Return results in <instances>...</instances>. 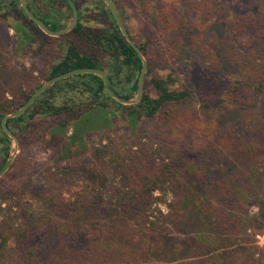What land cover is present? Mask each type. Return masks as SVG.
Here are the masks:
<instances>
[{"label":"trees","instance_id":"1","mask_svg":"<svg viewBox=\"0 0 264 264\" xmlns=\"http://www.w3.org/2000/svg\"><path fill=\"white\" fill-rule=\"evenodd\" d=\"M72 1L78 12L77 22L70 31L57 37L43 33L25 15L19 0H0V18H19L14 29L23 48L36 34L56 41L42 80L76 68H94L106 73L111 90L121 99L135 98L142 61L121 33L107 4L104 0ZM26 4L50 30L65 27L72 16L67 0H26ZM148 5H153V15L163 25L171 27L174 0H152ZM219 5L236 7L225 18L232 19L240 29L264 34V0H202L192 12L195 23L202 25L214 20L223 10L215 11ZM177 6L181 8L182 4ZM116 10L128 31L123 20L125 12L121 8ZM136 44L149 57L146 42L136 41ZM223 82L225 106L250 107L246 113L249 119L240 120L245 122L243 127H238L236 121L226 129V134L221 132L214 149L194 141L193 144L199 145L194 151L196 158L174 161V157H169L157 161L155 154L159 150L143 146L139 152L145 153L144 159L109 152L110 175L86 164L57 168L51 171L52 176L57 174L61 180L83 178L86 185L81 192H72L67 197L43 185H34L32 195L48 208L37 217L29 212V205L4 209L2 201L15 195L16 188L0 189V264L11 233L21 264H195L196 261L232 264L231 251L225 249L237 234L241 218L232 212L233 202L222 207L217 195L226 197L240 185L247 200L264 209V196L255 189H261L256 181L257 172H253L257 168L256 153L264 149V112L256 113L257 109H264V74H256L251 67L248 73L237 72L234 79L226 78ZM21 84L13 86L8 95L0 94V121L20 107L42 83L36 82L29 89ZM248 87H253L254 92L248 91ZM189 97L187 90L175 87V79L148 78L146 73L138 102L123 105L107 93L101 76L79 73L52 84L20 116L8 119L6 125L23 148L30 143L29 133L36 119L48 117L50 140L58 142L65 136V149H68L84 147V136L109 128L118 113L126 116L127 125L133 128L141 119L154 118L165 108L162 114L169 125L174 127L175 123L174 129L183 126V131L216 135L211 122L201 120L189 109L181 110L182 101ZM10 144V138L0 126V169L9 156ZM208 160L217 174L209 171ZM14 166L13 161L7 171ZM153 204L156 206L149 211ZM224 209L231 210L230 215ZM190 213L200 216L202 230L189 240L175 239L174 254H170L166 250L169 247H163L166 226L174 225L176 229L186 222ZM54 215L61 220L51 218ZM169 255L173 257L171 260ZM251 264L263 262L257 258Z\"/></svg>","mask_w":264,"mask_h":264},{"label":"rangeland","instance_id":"2","mask_svg":"<svg viewBox=\"0 0 264 264\" xmlns=\"http://www.w3.org/2000/svg\"><path fill=\"white\" fill-rule=\"evenodd\" d=\"M151 1L111 0L115 3H113L115 9L121 8L125 12L123 20L129 28L128 33L132 40L135 43L146 42L149 51L147 58L151 65L149 70L148 60L143 56L147 61L148 78L169 76L175 79V87H181L190 94L188 99L182 101L181 110L189 109L201 120L211 122L216 135L194 130L183 131L181 130L183 126L174 129L175 123L173 127V124L169 125V121L164 118L163 108L156 117L141 119L133 128L127 125L126 116L118 113L112 118L109 128L86 134L84 147L73 146L65 149L67 137L61 136L58 142L50 140L48 133L50 119L48 117L36 119V124L29 133V145L22 148L18 142V150L13 159L15 166L7 171L5 176L2 175L4 177L0 181V189L12 186L16 188L15 195H12L11 191L12 197L2 201L1 206L4 209L16 210L20 207H17L18 205H29V212L35 217L45 214L48 208L41 205L31 193L33 186L37 184L66 197L71 196L72 192L82 191L86 185L83 178L70 177L61 180L57 174L55 176L51 174V171L57 168L86 164L100 168L110 175L107 161L109 152L144 159L145 153L139 152L143 146L148 150H159V153L155 154L157 161L169 157H174V161L196 158L194 151L199 145L193 144L194 141L214 149L221 132L226 134V129L236 121L238 127H243L245 122L240 120L249 119L246 113L250 112V107L243 104L241 108L236 105L225 106L223 99L226 87L223 80L234 79L237 72L248 73V68L251 67L256 74H264V34L255 33L252 29H240L232 19L225 18L236 7L223 8L219 5L215 11L223 10L213 17L214 20L205 21L202 25L196 24L192 12L202 0H174V14L171 15L169 23L171 27H166L156 15H153V5H148ZM179 4H182L181 8L177 6ZM242 12L245 10L242 9ZM17 20L20 21L15 16L0 18V94L8 95L7 92L21 82L25 89H29L36 82L44 83L42 75L50 59L51 47L53 44L56 45L55 40L49 41L41 34H36L33 40L28 41L26 47H21L17 40L18 33L14 29ZM70 20L71 18L67 22ZM90 24L94 23L91 21ZM252 89L253 87H248L247 90L254 92ZM262 112L264 109L256 110L259 115ZM67 133H70V129ZM12 146L11 141L10 148ZM259 152L261 153H256L255 158L257 168L253 172H257L256 181L261 187L255 189H259V194L264 196V149ZM211 162L208 160L206 165L209 166L210 172L217 174ZM234 189V192L226 197L221 193L217 195L222 207L233 202L232 212L241 218L237 234L225 251H231L232 264H251L257 258H261L264 264V249L259 248L254 242V234L264 230L262 214L264 209L247 200L242 186H236ZM155 206L153 204L149 211H153ZM161 209H165L164 206H161ZM225 211L230 215L231 210ZM51 218L61 220L57 215ZM201 224L202 220L196 213H190L186 222L179 224L176 229L174 225L165 224L167 230L163 234L165 242L163 247H169L166 250L174 254V240H189L196 232L202 230ZM6 244V253L1 259V264H21L14 234L9 235ZM247 256L252 258L249 260ZM169 258L171 260L173 257L169 255ZM195 264L199 262L196 261Z\"/></svg>","mask_w":264,"mask_h":264},{"label":"water","instance_id":"3","mask_svg":"<svg viewBox=\"0 0 264 264\" xmlns=\"http://www.w3.org/2000/svg\"><path fill=\"white\" fill-rule=\"evenodd\" d=\"M117 24V26L119 27L121 33L123 34V36L125 37V39L127 40V42L134 48V50L137 52L138 56L140 57L141 61H142V66H141V70H140V74L138 77V88H137V93L135 98L133 99H129V100H124L121 99L119 96H117L110 88L109 86V81H108V77L106 75V73L102 70L99 69H94V68H76L67 72H64L62 74H59L57 76H54L52 78H50L49 80L45 81L44 83H42L31 95L30 97L17 109H15L14 111L5 114L1 121H0V126L2 131L10 138V140L13 142V146L10 148V153L9 156L5 162V164L3 165V167L0 169V177L8 170V168L10 167L16 153L18 150V140L16 138V136L8 129L7 125H6V121L10 118H14L17 116H20L29 106L30 104L35 100V98L42 93L45 89H47L48 87H50L52 84H54L55 82L62 80L64 78L79 74V73H94L97 74L99 76H101V78L103 79V84H104V88L107 91V93L113 98L115 99L117 102H120L123 105H130V104H135L138 102V100L140 99L142 92H143V82H144V78H145V74H146V70H147V61L143 56L142 51L140 50V48L137 46V44L132 40V38L130 37L127 29L125 28L123 22L121 21L113 3L111 2V0H104ZM20 2V6L22 8V10L24 11L25 15L33 22L36 24V26L46 35L48 36H52V37H57L60 36L68 31H70L76 24L77 22V18H78V12L77 9L73 3L72 0H67L71 11H72V16H71V20L70 22L63 28L59 29V30H50L42 21H40L28 8L27 4H26V0H19Z\"/></svg>","mask_w":264,"mask_h":264},{"label":"built area","instance_id":"4","mask_svg":"<svg viewBox=\"0 0 264 264\" xmlns=\"http://www.w3.org/2000/svg\"><path fill=\"white\" fill-rule=\"evenodd\" d=\"M254 242L259 248L264 249V230L254 234Z\"/></svg>","mask_w":264,"mask_h":264}]
</instances>
